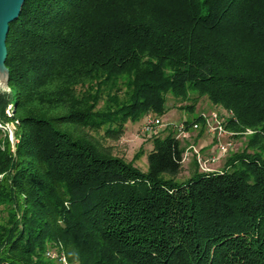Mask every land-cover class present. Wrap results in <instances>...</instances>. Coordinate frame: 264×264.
Masks as SVG:
<instances>
[{
	"label": "trees",
	"instance_id": "16d2710c",
	"mask_svg": "<svg viewBox=\"0 0 264 264\" xmlns=\"http://www.w3.org/2000/svg\"><path fill=\"white\" fill-rule=\"evenodd\" d=\"M6 44L0 264H55L52 246L77 264H264V0H25ZM169 93L232 112L256 150L177 182L173 131L147 171L93 135L165 114Z\"/></svg>",
	"mask_w": 264,
	"mask_h": 264
},
{
	"label": "rangeland",
	"instance_id": "374dc122",
	"mask_svg": "<svg viewBox=\"0 0 264 264\" xmlns=\"http://www.w3.org/2000/svg\"><path fill=\"white\" fill-rule=\"evenodd\" d=\"M190 95L193 97L195 94L191 92ZM104 102L105 99L100 102L99 106L101 107ZM191 102L188 99L183 100L177 98L171 93L167 94L166 113L163 115L150 113L151 116H157L162 121L163 125L158 132L144 131V124L147 118L144 117L138 121L128 120L125 123L123 132L118 137L106 136L104 129L98 132L93 131L92 133L113 155L127 162H131L142 171H147L149 167L148 155L153 148V138L157 136L164 137L170 131H173L176 135L178 126L182 122L184 123L186 121L185 119L192 121L198 115H203L205 118V128L200 124L197 127L191 126L187 128V136L180 139L186 155L183 159L181 171L174 177L177 182L187 181L197 171L214 172L225 170L227 160L233 154L242 153L245 150L253 153L256 150L255 148L257 146H250L253 135L255 134L253 129H247L243 133L235 134L225 128L226 132L220 136L209 131L207 121L216 124V121L212 120L214 115L217 116V120L222 122V125L225 127L224 123L232 117V112L226 110L221 105L212 103L207 97H202L195 107V111L190 112L187 106ZM7 111L10 116L13 115L11 106H9ZM0 127L2 129L0 133L2 146H4L5 137H8L11 147L14 150L16 142V121L9 120L5 125L0 123ZM220 145H227L228 150L225 153L220 151ZM262 155L264 156V150L262 151ZM5 218L6 212L1 205L0 223ZM50 251L56 257H51V259L55 260V264H77L76 262H69L65 253L61 252L56 246H52ZM58 256L64 257V261H58Z\"/></svg>",
	"mask_w": 264,
	"mask_h": 264
},
{
	"label": "water",
	"instance_id": "95a60500",
	"mask_svg": "<svg viewBox=\"0 0 264 264\" xmlns=\"http://www.w3.org/2000/svg\"><path fill=\"white\" fill-rule=\"evenodd\" d=\"M24 1L0 0V92H10L9 69L5 64L8 53L6 39L10 23L19 16Z\"/></svg>",
	"mask_w": 264,
	"mask_h": 264
},
{
	"label": "built area",
	"instance_id": "2783aa9c",
	"mask_svg": "<svg viewBox=\"0 0 264 264\" xmlns=\"http://www.w3.org/2000/svg\"><path fill=\"white\" fill-rule=\"evenodd\" d=\"M146 117L147 118H146V122L144 124V131H146V132H155V131L158 132L160 130V127L163 125L161 119L157 116H151L150 114H148ZM212 120L216 121V124H213V123L207 121L209 131H211L213 134H216L217 136L224 134L226 132L225 127L222 125V122L217 120L216 115H214L212 117ZM192 126L197 127L198 124L194 123ZM187 133H188V131L185 127V121H184V123L182 122L178 126V132L176 134V137L180 140L181 138L186 137ZM195 150H197V149H195ZM227 150H228L227 145H220V151L225 153ZM185 155L186 154L184 152V157H185ZM47 255L50 257H55V255L52 253V251H47ZM64 259L65 258L62 256L57 257V260L60 262H63Z\"/></svg>",
	"mask_w": 264,
	"mask_h": 264
}]
</instances>
